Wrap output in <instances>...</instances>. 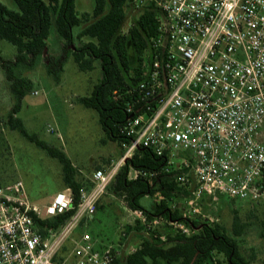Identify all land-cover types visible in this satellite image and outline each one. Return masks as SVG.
I'll return each instance as SVG.
<instances>
[{"label": "built area", "instance_id": "1", "mask_svg": "<svg viewBox=\"0 0 264 264\" xmlns=\"http://www.w3.org/2000/svg\"><path fill=\"white\" fill-rule=\"evenodd\" d=\"M129 11L157 10V31L140 66V80L125 87L128 141L119 162L92 175L75 207L71 189L58 192L44 208L31 203L22 181L0 189V264H113L118 248H99L84 234L59 259L75 228L97 212L116 174L140 149L164 160L160 168H135L128 179L153 183L172 176L191 194L177 205L181 221L131 211L147 231L169 228L186 237L191 221L219 219L204 209L221 197L264 201V0H127ZM54 128L49 126L48 132ZM210 199L212 203H206ZM184 207V208H183ZM214 208V207H213ZM75 210L60 229L38 220ZM165 241L164 235L160 237ZM134 249L132 252H134ZM212 264H219L216 257Z\"/></svg>", "mask_w": 264, "mask_h": 264}, {"label": "trees", "instance_id": "2", "mask_svg": "<svg viewBox=\"0 0 264 264\" xmlns=\"http://www.w3.org/2000/svg\"><path fill=\"white\" fill-rule=\"evenodd\" d=\"M12 1L17 5V10H11L0 2V39L17 50L14 60L0 57V67L13 99L8 126L59 161L62 165L64 189L73 191L76 207L79 190L82 187L90 190L92 183L89 187L81 183L67 154L30 133L17 117L28 90L32 87L31 81L22 77L21 70L36 67L45 58L48 74L59 82L69 58L83 72L92 70L94 62H99L101 80L89 96L79 98V103L97 113L99 123L109 140L119 141L124 150L123 145L128 143L121 132L127 118L123 104L125 87L140 80L142 60L148 51L150 39L157 31V10L154 6L143 9L124 33L130 13L127 0H94L91 12H80L77 0ZM54 23L63 39L62 50L58 56H47V40ZM77 28H80V32L76 37ZM76 38L82 42L81 45L76 44ZM132 55L135 57L134 65L131 64ZM129 164L140 169H155L160 168L164 160L151 151L140 149L115 177L111 187L114 192L124 196L132 210L142 209L149 217L164 216L169 220L181 221V210L174 201L190 196V189L178 185L172 176L153 183L144 179L130 181ZM156 195L160 200L154 202L151 210L146 209L142 199ZM74 213L73 209L37 222L41 231L46 234L47 228L60 230ZM234 223V237L218 222L208 225L191 221L190 226L194 232L190 237L169 228L165 231L156 230L148 236H144L142 232L136 250L126 255L119 252L113 264H212L214 257L219 264H253L242 256L235 238L243 234L246 225L240 222L237 215ZM136 227L139 231L145 228L139 221ZM129 231L131 227H127V232ZM162 235L165 236V241H161ZM99 248H103L102 245ZM218 256H222L223 260ZM260 264H264V260Z\"/></svg>", "mask_w": 264, "mask_h": 264}, {"label": "rangeland", "instance_id": "3", "mask_svg": "<svg viewBox=\"0 0 264 264\" xmlns=\"http://www.w3.org/2000/svg\"><path fill=\"white\" fill-rule=\"evenodd\" d=\"M0 2L11 10L18 9L12 0ZM93 6L94 0H77L80 12H91ZM138 15L139 13L132 11L129 13L124 33ZM79 32L80 28H77L76 37ZM62 42L63 39L54 23L47 40V56L60 55ZM76 44L81 45L82 42L76 38ZM16 51L14 46L0 39V57L14 60ZM130 58L131 64L134 65V55ZM21 75L31 81L32 87L28 90L17 117L23 121L30 133L36 134L42 141L67 154L81 183L89 187L95 171H107L119 162L124 152L121 143L109 140L99 123L97 113L79 103V98L89 96L101 80L102 70L99 62H94L92 70L83 72L73 59L69 58L60 81L56 82L48 74L45 58H42L36 67L22 69ZM12 107V95L0 67V189L22 181L28 200L44 208L58 192L64 190L62 165L8 126V115ZM49 126L54 128L53 132H48ZM114 180L98 201L95 215L78 225L63 244L59 259L67 257L75 242L84 234H89L102 247L117 248L120 245L118 249L122 255L129 254L138 247L142 232L144 236L150 235L146 233V228L139 231L136 227L137 220L132 215L133 210L129 208L126 199L117 195L111 188ZM182 199L174 202L182 205ZM159 200L157 195L147 196L142 199V203L146 209L151 210L154 202ZM206 203L212 201L208 199ZM203 213L205 216L219 219L218 223L224 225L232 237L235 236L234 218L237 215L240 222L246 225L243 234L235 237L242 256L253 264H260L264 260V201L251 203L221 197L217 203L213 202L212 207L204 209ZM203 220L199 218L197 222ZM127 227H131V231L127 232ZM165 230L167 229H161ZM218 258L223 260L222 256Z\"/></svg>", "mask_w": 264, "mask_h": 264}]
</instances>
